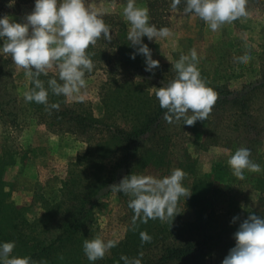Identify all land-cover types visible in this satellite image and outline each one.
<instances>
[{
  "label": "rangeland",
  "instance_id": "374dc122",
  "mask_svg": "<svg viewBox=\"0 0 264 264\" xmlns=\"http://www.w3.org/2000/svg\"><path fill=\"white\" fill-rule=\"evenodd\" d=\"M85 2L110 26L112 39L109 42L101 38L88 49L94 53L91 58L95 67L85 74L87 88L82 90L83 101L77 97L56 96L49 89V104L59 103L60 110L66 112L63 116L56 110L45 111L42 104L25 102L24 93L34 87L32 78L2 52L0 40V173L9 201L22 207L24 216L31 222L33 242L55 235L68 214L60 211L51 216L46 213L47 209L62 200L68 188L77 191L84 180L94 182L96 167L102 159L100 153L108 152L98 149V142L116 130L129 129L135 121L131 111L137 110L134 102L139 101L141 104H137L142 106L149 94L155 96V88L175 78L172 64L195 48L201 75L218 93V100L208 119L198 120L193 126L183 124V120L169 124L160 118L157 136L162 138L155 139L167 138L175 143L168 153L177 159L182 157L180 146L185 147L195 178L235 185L241 179L232 175L227 160L241 147L251 150L250 159L262 169L259 173L245 171L240 199L228 208L219 206L212 225L226 234L210 242L218 248L232 239L262 196L259 180L264 176V0H248L247 18L225 24L215 32L193 14L170 10L164 16V27L171 29L172 35L157 41L142 38L151 49L152 58L160 62L152 72L145 70L146 58L137 53L139 46L127 43L130 25L122 14L127 0ZM34 5L35 2L7 15L23 22ZM136 5L146 7L145 0H136ZM245 52L251 55V61L246 65L234 63L233 58ZM133 53L139 61L135 69L124 56ZM51 78L62 83L55 68L47 76L39 77L46 88ZM75 114H92L98 122L83 130L71 120ZM114 160L113 157L103 159L106 170ZM161 174L162 177L169 175ZM144 175L153 176L154 171L148 168ZM113 184L117 180L92 197L88 224L92 237L99 235L105 240L119 241L127 231L130 197L112 192L109 186ZM180 201L185 199L182 197ZM234 217H238L235 222ZM174 227L171 224L170 228ZM171 239L169 235L166 241ZM230 249L222 257L215 253L207 263L222 264Z\"/></svg>",
  "mask_w": 264,
  "mask_h": 264
},
{
  "label": "clouds",
  "instance_id": "9594fccd",
  "mask_svg": "<svg viewBox=\"0 0 264 264\" xmlns=\"http://www.w3.org/2000/svg\"><path fill=\"white\" fill-rule=\"evenodd\" d=\"M184 14L200 18L208 28L215 32L225 24L247 18L248 0H183ZM182 0H172L171 9L178 10ZM123 17L130 25L128 39L133 46H139L137 53L146 59V71L152 72L160 62L152 58L151 49L142 42L168 38L172 35L168 27L157 28L150 23L147 7L137 6L136 0H127L123 7ZM103 38L111 41L110 26L102 16L86 5L85 0H35L33 10L16 22L10 16L0 18V40L2 52L11 57L12 62L25 75L32 78L34 87L24 93L25 102H35L45 106V111H59V103L49 104V89L56 96L84 99L82 90L87 88L86 73L95 67L91 58L94 47ZM136 53L131 58L135 59ZM252 57L248 52L233 58L234 63L248 64ZM199 57L195 48L187 55H181L172 64L175 78L162 87L155 88V98L161 109L165 110L163 119L169 123L193 126L198 120L205 121L210 116L218 100V93L208 86L198 68ZM58 70L59 81L51 78L45 87L39 79L48 75L51 69ZM239 70V69H237ZM251 150L246 147L237 149L227 160L232 175L244 179L245 171L259 173L261 166L250 159ZM182 169L176 168L170 175L157 178L152 175L131 174L118 184L109 186L112 192L129 196L128 207L133 210V224L139 220L147 224L149 220H159L172 224L178 212L180 199L191 196V189L184 186L186 177ZM238 217L233 218V222ZM235 246L229 250L222 264H264V218L249 214L234 233ZM141 243H150L152 237L145 231L140 232ZM117 241L105 240L97 235L83 241V252L90 262L103 259ZM15 242L0 244V264H47L37 262L29 256L12 255ZM121 255L124 264H142L141 258ZM60 259H63L61 256Z\"/></svg>",
  "mask_w": 264,
  "mask_h": 264
},
{
  "label": "trees",
  "instance_id": "16d2710c",
  "mask_svg": "<svg viewBox=\"0 0 264 264\" xmlns=\"http://www.w3.org/2000/svg\"><path fill=\"white\" fill-rule=\"evenodd\" d=\"M34 2L35 0H0V18L8 13H18ZM171 3L172 0H145L152 24L158 28L165 26L164 16L172 10ZM184 6L182 0L178 9L183 10ZM127 43L131 44L130 41ZM124 56L132 68L139 66L138 59L131 58L132 54ZM31 86H34L33 83ZM154 99L155 96L149 94L146 102L142 101V106L138 105L141 104L139 101L134 102L137 110L131 111L135 121L129 129L116 130L106 140L98 142V149L108 152L100 153L102 159L96 167L94 182L84 180L77 191L68 188L69 191L63 192L64 198L47 209L46 213L51 216L60 211L68 214L61 222L59 231L51 238L33 242L32 224L24 216L22 207L9 201L0 173V244L15 242L12 255L29 256L34 261H46L47 264H124L120 259L121 255L139 258L140 253H143L142 264H170L179 261L208 264L207 259L215 253L222 257L228 249L233 248L236 243L234 235L218 248L210 244L226 234L223 229L218 230L212 225V219L217 218L218 208L233 206L240 199L245 181L239 180L235 185H225L211 179L195 178L185 147L180 146L182 157L177 159L173 153H168L175 143H170L167 138L161 141L155 139L162 138L157 136V131L161 128L160 118L164 116L165 110ZM146 103L147 106L144 105ZM57 114L63 116L66 112L60 110ZM70 118L83 130L98 122L92 114H75ZM111 157L115 160L108 166L109 170H106L103 159ZM148 168L154 171L153 176L157 178H162L161 173L164 172L170 175L176 168L187 173L183 184L191 189L192 194L185 201H179L180 214L172 222L175 227L170 228V222L162 223L158 219L149 220L147 224L137 220L134 225V213L131 209L127 216L128 226L124 237L117 241L116 247L103 259L90 262L83 252V241L93 238L88 224L92 197L110 182L117 180L118 184L122 178L131 174L144 175ZM259 181L262 196L257 208L250 214L264 218V176ZM141 231L152 237L150 243H141ZM169 235L172 239L166 241ZM61 256L63 259H60Z\"/></svg>",
  "mask_w": 264,
  "mask_h": 264
}]
</instances>
